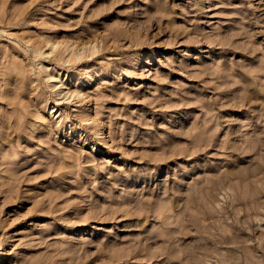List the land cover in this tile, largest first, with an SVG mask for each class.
<instances>
[{"label": "rangeland", "instance_id": "obj_1", "mask_svg": "<svg viewBox=\"0 0 264 264\" xmlns=\"http://www.w3.org/2000/svg\"><path fill=\"white\" fill-rule=\"evenodd\" d=\"M0 264H264V0H0Z\"/></svg>", "mask_w": 264, "mask_h": 264}]
</instances>
